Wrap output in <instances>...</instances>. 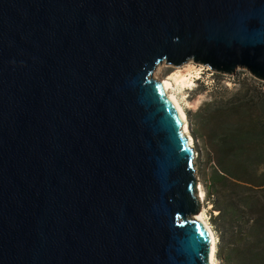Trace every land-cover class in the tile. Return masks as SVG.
Wrapping results in <instances>:
<instances>
[{"label":"water","instance_id":"95a60500","mask_svg":"<svg viewBox=\"0 0 264 264\" xmlns=\"http://www.w3.org/2000/svg\"><path fill=\"white\" fill-rule=\"evenodd\" d=\"M188 62L264 82V0H0V264H211Z\"/></svg>","mask_w":264,"mask_h":264},{"label":"trees","instance_id":"16d2710c","mask_svg":"<svg viewBox=\"0 0 264 264\" xmlns=\"http://www.w3.org/2000/svg\"><path fill=\"white\" fill-rule=\"evenodd\" d=\"M245 91L193 115L217 157L211 189L223 264H264V117L252 110L264 92Z\"/></svg>","mask_w":264,"mask_h":264},{"label":"rangeland","instance_id":"374dc122","mask_svg":"<svg viewBox=\"0 0 264 264\" xmlns=\"http://www.w3.org/2000/svg\"><path fill=\"white\" fill-rule=\"evenodd\" d=\"M158 67L156 69H158ZM159 68L156 77L159 80H170V82H168L173 84L174 88L172 87V89H175L174 92L185 112L188 132L192 138V146L195 152L196 177L198 184H200L205 193L204 203L200 205L205 209L204 217L212 230L211 236L215 238V262L216 264H223L219 258L221 232L218 226L213 222V217L217 214V212L214 211L213 205V201L216 197L213 195L211 189L213 173L217 168V157L210 146L207 136L203 135L201 130H198L199 118L196 119L193 115L195 116L204 106L212 103L214 100L227 101L238 93H245V90L250 89L251 85L255 88V94L258 92L263 93L264 82L252 77L245 69H238L234 74L226 75L217 73L208 67L193 62H188L179 67L163 64L160 65ZM156 72L157 70L154 71V74ZM173 74L177 77L184 76L189 83L185 87L180 88L179 85L171 79V75ZM250 78H253L256 83L252 84ZM252 106V110L256 115L264 117V101H256Z\"/></svg>","mask_w":264,"mask_h":264},{"label":"bare ground","instance_id":"6f19581e","mask_svg":"<svg viewBox=\"0 0 264 264\" xmlns=\"http://www.w3.org/2000/svg\"><path fill=\"white\" fill-rule=\"evenodd\" d=\"M159 67H158V69H156L157 72L155 74L153 73V77L154 78H157L156 75L159 72V69H160ZM171 79H173L175 81V83L179 85L180 88L185 87L189 83L188 80L184 78V76L183 77H177L175 74H173V75H171ZM164 81H165V83L167 85L168 96L171 98L176 110L178 111L179 115L184 120V128L183 129L185 131V135L188 136V138H189L190 146L193 148V146H192V138H191V136L189 135V132H188V125H187V120H186V116H185V112L183 110V107L180 104V101H179L178 97L176 96V93L174 92L175 89L174 90L172 89L173 84L169 83L170 80H168L169 82L166 81V80H164ZM197 185H198L197 186V198H198L199 203L203 205L204 200H205V193L202 190L200 184H198V181H197ZM200 209H201L200 212H198L197 214L192 216V218L196 219L198 221H201L205 225V227L207 228V230L209 231L210 236H211L212 235L211 234L212 230L210 229V227H209V225H208V223H207V221H206V219L204 217L205 209H204L203 206ZM211 238H212V244H211V253H210L209 260H210L211 264H216V262H215L216 242H215V238L214 237L211 236Z\"/></svg>","mask_w":264,"mask_h":264}]
</instances>
